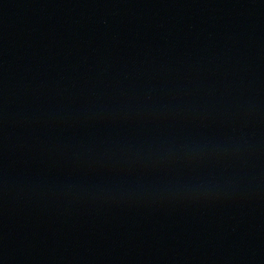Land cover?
<instances>
[{
	"label": "water",
	"instance_id": "95a60500",
	"mask_svg": "<svg viewBox=\"0 0 264 264\" xmlns=\"http://www.w3.org/2000/svg\"><path fill=\"white\" fill-rule=\"evenodd\" d=\"M0 264H74L0 208Z\"/></svg>",
	"mask_w": 264,
	"mask_h": 264
}]
</instances>
